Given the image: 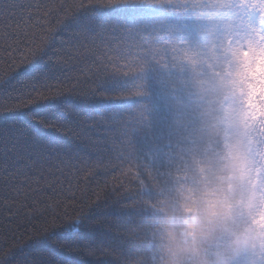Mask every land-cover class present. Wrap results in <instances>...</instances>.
<instances>
[{"label":"snow or ice","instance_id":"snow-or-ice-1","mask_svg":"<svg viewBox=\"0 0 264 264\" xmlns=\"http://www.w3.org/2000/svg\"><path fill=\"white\" fill-rule=\"evenodd\" d=\"M215 21L213 0H0V264L147 260L152 213L130 193L163 191L153 129Z\"/></svg>","mask_w":264,"mask_h":264},{"label":"clouds","instance_id":"clouds-1","mask_svg":"<svg viewBox=\"0 0 264 264\" xmlns=\"http://www.w3.org/2000/svg\"><path fill=\"white\" fill-rule=\"evenodd\" d=\"M213 9L200 47L198 148L176 154L167 190L143 201L153 228L138 239L147 260L134 264L264 262V0H213Z\"/></svg>","mask_w":264,"mask_h":264},{"label":"trees","instance_id":"trees-1","mask_svg":"<svg viewBox=\"0 0 264 264\" xmlns=\"http://www.w3.org/2000/svg\"><path fill=\"white\" fill-rule=\"evenodd\" d=\"M201 66H194L193 64H188L183 73L184 85L180 92V100L178 101H168V119L157 125L153 129V138L156 140L171 141L172 147L170 150V163L161 161L164 168L167 170L171 163L174 161L176 154L187 153L189 155L194 154L198 148V143L196 139V120L198 113L201 108L200 104V93L201 86L198 85V71ZM33 115L42 116L47 118L48 110L46 107H37L32 112ZM143 175V173H141ZM142 188L139 184L135 185L131 195L138 197L134 201V205L139 207L147 208L143 203L144 200L154 201L159 198V196L167 190L166 182L163 183V191H157L154 189L149 180H145ZM150 212V210L147 208ZM100 229L91 228L85 229V238L89 240V245L94 244L95 234L98 233ZM82 247H86L82 245ZM57 256L69 260L72 264H112V262L105 257L104 259H89L84 256L83 252H77L75 254H67L66 251H61L56 253ZM83 257V258H82ZM36 264H51L50 261L41 260L39 257L36 259Z\"/></svg>","mask_w":264,"mask_h":264}]
</instances>
